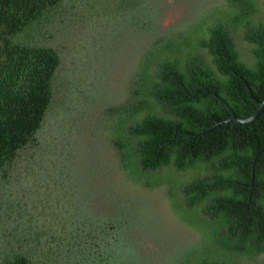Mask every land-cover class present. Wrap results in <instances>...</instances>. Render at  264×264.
<instances>
[{
  "label": "trees",
  "instance_id": "obj_1",
  "mask_svg": "<svg viewBox=\"0 0 264 264\" xmlns=\"http://www.w3.org/2000/svg\"><path fill=\"white\" fill-rule=\"evenodd\" d=\"M116 26L146 37L97 115L88 50ZM263 100L264 0H0V264H264V110L215 126ZM92 127L100 212L69 156Z\"/></svg>",
  "mask_w": 264,
  "mask_h": 264
},
{
  "label": "rangeland",
  "instance_id": "obj_2",
  "mask_svg": "<svg viewBox=\"0 0 264 264\" xmlns=\"http://www.w3.org/2000/svg\"><path fill=\"white\" fill-rule=\"evenodd\" d=\"M172 14L173 12H167V15L171 16ZM168 20L167 18L162 19L161 23L164 24ZM142 34L143 33L136 32L134 29L130 32L128 29L116 26L110 36L101 41L97 46L95 44L94 48L88 50V52L91 53L86 73L89 75L88 82L92 94L91 103L88 104L89 110L97 114L101 112L103 106L118 100L119 97L122 96L130 75V68L132 67L136 48L138 44L142 43V38L146 37V35ZM101 136L102 134L99 131V127L79 130L76 138H74L76 147L71 142L73 149L69 154L70 158L81 159V163L77 168V176L84 184L85 190L88 192V198L92 200L91 205L96 212H100L107 204L105 196L101 195L102 187L100 188L101 193L99 195V185L103 179L96 174L90 173L95 169L97 173H100L106 168L110 172H107L109 173V178L113 177L114 174L111 166L108 165V167H105L106 158H101L102 154L106 155L104 152L105 146L102 142H98L101 141ZM84 160L88 162L86 168ZM113 183L107 180L106 188L111 190L115 185V183ZM145 198L146 202L144 204L149 205L150 208L154 209L156 207H161V203L158 202L155 196L147 195ZM157 210L160 213V210ZM131 213L144 215V212L141 210H132ZM168 227L169 230L174 229V225L172 224H169ZM153 230L156 232V228H153ZM164 230H166L165 220L162 221L161 229V236H164V241H162L164 243V248L161 257L163 261L175 250L177 241H185V238L181 237L175 229L172 232ZM160 239L162 240V238ZM151 248H154V246Z\"/></svg>",
  "mask_w": 264,
  "mask_h": 264
},
{
  "label": "water",
  "instance_id": "obj_3",
  "mask_svg": "<svg viewBox=\"0 0 264 264\" xmlns=\"http://www.w3.org/2000/svg\"><path fill=\"white\" fill-rule=\"evenodd\" d=\"M263 110H264V100L261 102H257V108L255 109L254 113L251 116H249L247 118H238L236 116H232L225 121L216 123L215 126H218L219 124H222L224 122L228 123V122H232V121L237 122V123H241V124L250 123L253 120H255L258 117V115H260L263 112ZM262 153L264 154V150H261L257 154H255V156L252 160V163H251V170L253 169V166H254V163H255L257 157ZM251 180H252V174H251Z\"/></svg>",
  "mask_w": 264,
  "mask_h": 264
}]
</instances>
